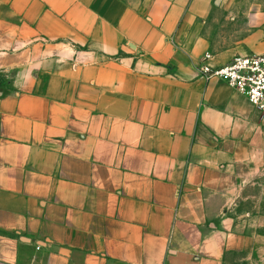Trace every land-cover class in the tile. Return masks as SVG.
I'll use <instances>...</instances> for the list:
<instances>
[{
    "label": "crops",
    "instance_id": "1",
    "mask_svg": "<svg viewBox=\"0 0 264 264\" xmlns=\"http://www.w3.org/2000/svg\"><path fill=\"white\" fill-rule=\"evenodd\" d=\"M264 2L0 0V264L251 260L264 113L198 68L264 54Z\"/></svg>",
    "mask_w": 264,
    "mask_h": 264
},
{
    "label": "built area",
    "instance_id": "2",
    "mask_svg": "<svg viewBox=\"0 0 264 264\" xmlns=\"http://www.w3.org/2000/svg\"><path fill=\"white\" fill-rule=\"evenodd\" d=\"M212 58L211 54H205L198 68L200 75L207 81L221 80L264 113V54L235 56L222 66H212Z\"/></svg>",
    "mask_w": 264,
    "mask_h": 264
},
{
    "label": "rangeland",
    "instance_id": "3",
    "mask_svg": "<svg viewBox=\"0 0 264 264\" xmlns=\"http://www.w3.org/2000/svg\"><path fill=\"white\" fill-rule=\"evenodd\" d=\"M247 2H264V0H246ZM264 31V25L259 27ZM237 217H246L252 225L255 248L253 257L245 259L241 253L231 254L227 258L226 264H264V177L263 188L255 187L251 189L244 198L241 205L236 208Z\"/></svg>",
    "mask_w": 264,
    "mask_h": 264
},
{
    "label": "trees",
    "instance_id": "4",
    "mask_svg": "<svg viewBox=\"0 0 264 264\" xmlns=\"http://www.w3.org/2000/svg\"><path fill=\"white\" fill-rule=\"evenodd\" d=\"M6 84L7 83H6L5 79H4V77H2L0 75V95L1 96H4V95L8 94V91L6 89V87H7Z\"/></svg>",
    "mask_w": 264,
    "mask_h": 264
}]
</instances>
